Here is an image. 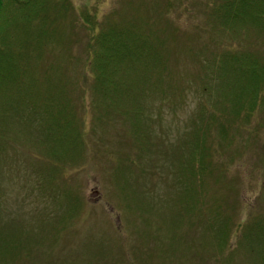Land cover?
I'll use <instances>...</instances> for the list:
<instances>
[{"label":"rangeland","instance_id":"374dc122","mask_svg":"<svg viewBox=\"0 0 264 264\" xmlns=\"http://www.w3.org/2000/svg\"><path fill=\"white\" fill-rule=\"evenodd\" d=\"M169 1L168 8V0H72L80 11L88 5L102 20L113 10L118 20L127 23H144L153 17L151 28L159 30L161 37L176 28L173 44L177 43L178 60L170 61V71L183 84L179 89L183 92L145 97L147 112L142 113L140 125L151 134L148 152L137 144L127 114L105 111L101 121L102 112L93 105L91 92L83 95L84 101L73 93L87 131L83 160L67 166L60 161L52 167L51 161L34 158L41 148L33 146L31 135L9 139L0 163V230L5 234L0 238L10 239L5 225L11 222L37 229L47 222L48 230L57 235L54 246L45 241L13 264H224L228 249L221 251L218 246L224 231L235 241L247 224L257 222L264 230V108L254 111L241 134L235 131L239 136L233 144L218 150L214 175L202 174L194 181L190 174L182 187L174 174V160L179 165L180 160L192 159L186 139L197 118L200 95H205L201 85L186 79L190 71H201L202 65L189 57L185 47L210 46L220 54L224 46L258 49L261 39L248 32L213 30L205 3L214 0ZM80 21L75 28L78 38L85 34ZM73 52L83 54L79 44ZM60 55V49L53 47L46 56L64 60ZM67 67L69 75L76 77L74 63ZM204 76H210L206 80L211 85L214 74L208 70ZM218 144H210V150H217ZM236 147L244 153H237ZM49 169L55 176L48 174ZM43 174H48L46 182ZM51 182L58 184V193L50 189ZM65 192L77 201L70 211ZM250 257L239 248L234 264H251Z\"/></svg>","mask_w":264,"mask_h":264},{"label":"trees","instance_id":"16d2710c","mask_svg":"<svg viewBox=\"0 0 264 264\" xmlns=\"http://www.w3.org/2000/svg\"><path fill=\"white\" fill-rule=\"evenodd\" d=\"M205 4L213 30L256 34L262 47L224 46L220 52L217 48L220 54H216L210 46L195 50L185 45L186 53L203 70L190 71L186 79L201 85L205 95H200L197 118L186 139L192 159L185 163L180 160L179 165L174 160L176 181L182 187L190 174L194 181L202 174L214 175L217 152L233 144L254 111L264 108V0H214ZM80 8L72 0H0V163L5 160L9 139L25 134L31 135L34 147L41 148L33 154L37 161H51L52 167H57L60 161L64 166L83 160L87 131L75 100L78 96L73 93L84 101L91 92L93 105L102 112L101 121L109 112L127 114L137 144L148 152L151 134L140 125L147 112L145 97L155 92H183L179 90L183 84L170 71V61L178 60L177 43L173 44L176 28L168 33L171 35L161 37L156 32L159 30L151 28L153 17L144 23H127L118 20V12L113 10L102 20L88 5L83 11ZM78 19L85 29L79 38L75 35ZM164 24L170 23L166 20ZM77 44L83 54L75 56L73 47ZM53 47L60 49L64 60L47 58V51ZM70 62L76 77L69 75ZM208 70L214 74L213 85L207 83L210 76H204ZM209 143H219L217 150H210ZM236 148L240 155L244 153L242 147ZM50 171L55 176L51 169L48 174ZM48 174H43L45 182ZM52 182L50 189L58 193V184L55 187ZM65 196L68 199L66 192ZM68 200L70 211L77 201ZM12 224L5 225L10 239L0 238V264L19 262L24 253L45 241L48 246L56 244L57 235L48 230L51 225L47 222L39 229ZM245 227L235 241L225 236L226 231L223 239L219 238L220 250L228 249L222 258L224 264H234L239 248L250 253L251 264H264V230L257 222ZM0 235L5 237L1 230Z\"/></svg>","mask_w":264,"mask_h":264}]
</instances>
